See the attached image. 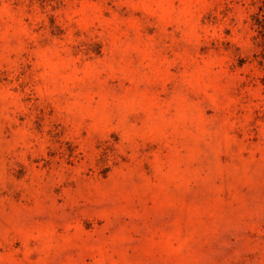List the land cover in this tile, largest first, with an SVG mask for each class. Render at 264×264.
Listing matches in <instances>:
<instances>
[{
    "label": "rangeland",
    "instance_id": "1",
    "mask_svg": "<svg viewBox=\"0 0 264 264\" xmlns=\"http://www.w3.org/2000/svg\"><path fill=\"white\" fill-rule=\"evenodd\" d=\"M0 264H264V0H0Z\"/></svg>",
    "mask_w": 264,
    "mask_h": 264
}]
</instances>
